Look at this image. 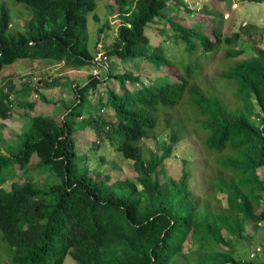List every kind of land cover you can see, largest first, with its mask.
Listing matches in <instances>:
<instances>
[{"label":"trees","instance_id":"1","mask_svg":"<svg viewBox=\"0 0 264 264\" xmlns=\"http://www.w3.org/2000/svg\"><path fill=\"white\" fill-rule=\"evenodd\" d=\"M115 1L120 26L116 40L107 48L110 59H146L159 72L170 66L162 45L149 53L137 50L138 45L150 44L146 29L163 21L170 23L176 41L186 45V53H197L193 39L198 34L166 14L170 0ZM15 2L24 5L31 17L24 30L10 32L14 18L7 4L0 3V73L20 59L53 60L74 68L92 64L88 16L96 11L97 0ZM185 5L182 0L175 2L179 8ZM93 16L99 20L97 14ZM213 34L214 41L202 39L204 53L239 39V34L223 36L216 29ZM242 54L237 50L227 56ZM192 72L193 67H187L177 82L159 77L135 92L140 75L109 70L108 80H116L121 90L108 93L107 104L114 108L115 120L107 121L86 107L90 92L103 83V77L92 76L85 87L74 90L75 100L66 104L60 120L43 115L31 119L28 130L18 137L24 138L22 148L0 155V173L18 166L23 175H31L6 189L9 179L0 174V232L9 247V264H64L68 256L78 264H264L232 255L235 240L252 237L246 234L247 225L264 223V51L257 50L255 59L238 61L222 73V78L235 85L232 103L208 85L189 86ZM61 80H41L36 95L49 103L41 97V89L57 86ZM185 92L204 117L205 142L214 157L205 196L191 190L186 172L175 180L164 169V161L180 141L178 130H172L169 144H159L162 154L145 150V140L155 137L160 109L175 107ZM99 104L105 107L102 98ZM22 106L35 107L32 103ZM12 116L10 96L1 90L0 119L9 121ZM79 125L95 132L91 150L111 141L122 163L133 162L137 178L114 180L110 171L121 170L122 164L107 156H101L104 171L90 169L88 159H83L87 165L81 167L74 138ZM40 171L53 173L56 182L35 181L33 173ZM220 193L226 194V206L218 198ZM190 240L200 247L185 253Z\"/></svg>","mask_w":264,"mask_h":264},{"label":"rangeland","instance_id":"2","mask_svg":"<svg viewBox=\"0 0 264 264\" xmlns=\"http://www.w3.org/2000/svg\"><path fill=\"white\" fill-rule=\"evenodd\" d=\"M5 2L11 12L13 23L10 32L22 31L24 23L30 19L28 9L21 4L15 2V0H0V3ZM176 0H170L169 7L166 9V14L177 23L188 29H194L195 36L193 39L197 43V53L192 55L186 53V45L180 40L176 41V33L171 28L168 21H163L158 24H151L146 29V34L150 38V44L148 46L138 45V52L149 53L154 47L162 45L165 49L166 56L171 61L170 66L162 67L163 69L156 71V68L149 64L146 59H126L124 61L118 58H112L110 60V69L115 74H124L126 72H135L134 74L145 73L142 75L141 84L150 86L157 78L169 76L173 81H179V75H185L187 67H193L192 78L188 80L189 86L194 84L200 87L213 88L216 95L229 99L231 103L234 101L233 92L235 85L224 78L222 73L227 71L236 62L244 59H255L257 57V50L264 51V2H256L250 0H189L185 1V6L179 8L175 6ZM238 3L239 8L232 11L231 6L233 3ZM112 5H116L115 0H97V9L93 14L88 16V33L89 43L87 48L92 55H96V44L102 43L104 47L109 48L116 40V33L120 19L118 17H109ZM114 5V6H115ZM117 13V7L114 10ZM226 12L231 13L228 19L225 15ZM94 14H97L99 20L94 18ZM110 19V20H109ZM111 22V26L108 28L107 22ZM113 22V24H112ZM103 28L102 33L99 34V29ZM222 33L223 36L231 37L234 34H239V39H236V43L233 45H226L222 43L219 47L210 53H204L202 51V39L207 38L211 41L215 40L214 30ZM163 31V33H161ZM241 50L242 55L238 57H228L229 52ZM236 56V55H234ZM46 62H52L46 60ZM7 68H11L10 66ZM151 68V69H150ZM85 70H91V65L86 66ZM150 69V70H149ZM141 75V74H140ZM102 77H107V72L102 69ZM82 85L86 83L85 80L79 82ZM66 84V82H64ZM119 91L120 85L114 81H110L109 87H101L97 92H90L88 96V102L86 107L89 110H96L95 115H102L107 121L115 120L114 108L107 104L108 91ZM134 91H139L140 86L134 85ZM53 89V88H52ZM46 90L47 100L52 101L57 99L60 90L57 89ZM1 91V85H0ZM53 93H52V92ZM64 91V89H63ZM35 93L36 91L29 86L25 87L24 95L29 93ZM65 92V91H64ZM121 92V91H120ZM41 97L44 96V92L40 91ZM70 96L65 92L63 99L68 101ZM100 98L103 99L105 107L99 104ZM19 99V96H18ZM74 101V98H72ZM13 103L12 110L14 118L19 120L20 111L18 110V103ZM39 102L46 103L43 98L39 99ZM59 99V103H61ZM47 104V103H46ZM107 104V105H106ZM54 106V105H53ZM52 106V107H53ZM30 108V107H29ZM61 108H48V112L54 119L58 118ZM29 111V110H28ZM22 113V112H21ZM46 113V112H44ZM47 116V115H46ZM27 119L31 121V116L28 114ZM203 119L198 111L192 106L191 96L188 92L179 100L177 105L171 109L161 108L159 111L158 124L153 132L155 137L145 140V150H154L159 154L163 153L159 144H169L170 134L173 129L178 130L180 133V141L175 146V151L172 153L171 158L164 161L163 166L168 176L175 180H178L184 172L187 173V179L191 190L199 195L205 196L210 189V175L211 167L214 157L210 150L206 146L207 131L203 128ZM0 120V155H6L2 153V147L7 143L4 140L2 131L4 126ZM15 125V124H14ZM30 126V124H29ZM28 130V129H27ZM27 130H22L25 132ZM7 132L6 134H8ZM74 138L77 143V152L79 158L82 159L80 166L87 165L83 159H88V167L94 171H104L106 166L101 161V156H107L108 160L115 159L122 165L121 170L112 169L110 172L113 174L114 180L131 177L136 179L137 174L133 168V162L121 160L120 156L115 148L112 147L111 141H105L103 146L99 150H91L92 142L95 140L94 131L79 125L78 131L75 133ZM9 143L15 146L11 151H19L24 143V138L14 137ZM10 151V152H11ZM81 159H78L79 162ZM37 161V157H34L33 163ZM86 161V160H85ZM3 176H7L9 181L4 185L6 189H10L12 182H23L25 177L31 175H23L18 166L6 167L0 173ZM47 176V179H46ZM33 179L39 183L44 182L47 184H53L56 182V176L53 173L35 172L33 173ZM161 179L164 181V177L161 175ZM223 204L227 205L226 194H219ZM246 234H250L252 237L247 241L235 240L234 246L236 247L233 256L237 260L246 262L262 263L264 262V223L258 225H247ZM212 243L213 242H208ZM200 247V244L190 240L184 247L185 253L190 250H195ZM211 248V247H210ZM216 246L215 249H218ZM223 248V247H221ZM209 249V248H208ZM223 249L229 251L228 247ZM212 250V249H211ZM251 253L256 254V258H251ZM9 247L3 241V235L0 232V264H9ZM64 264H78L71 256H68Z\"/></svg>","mask_w":264,"mask_h":264},{"label":"crops","instance_id":"3","mask_svg":"<svg viewBox=\"0 0 264 264\" xmlns=\"http://www.w3.org/2000/svg\"><path fill=\"white\" fill-rule=\"evenodd\" d=\"M9 66L11 68H7ZM9 66H5L0 73L1 90L7 89L8 91H12L11 95L14 98L13 103H17V100L19 101L17 105L19 107L18 110L20 111V113L18 114L20 116L19 120L17 121L16 118H14V114L12 112L13 116L9 121L0 119L3 122L2 125L4 126V130L2 131L4 135L3 138L7 141L6 145L2 147V153L6 155H8L9 153L7 152L11 151L14 147H12L9 141L14 137L18 138L21 134H23L21 132L23 129L27 130L30 127V120L27 119L28 114H30L31 118L38 115L49 116V107H55L56 109L58 107H63V109L59 113H56V110L54 112V114L58 115V118L56 120H60L62 117H64L63 112L65 111L66 104H70L73 101L72 98H74V92L72 87L75 89L78 86H81L79 82H82L83 80H85L86 83L82 86L87 85L90 80V74L92 72L91 70L87 71L84 68H68L64 63L55 61H52L50 63L46 62V60L33 59H20ZM51 78L62 79L57 86H51L47 89L50 90L53 88L61 91V93L58 94L57 99L52 101V103H50L49 100V103L47 104L39 102V98L36 97V93L33 92L26 95L23 94L26 86L35 89L40 84L39 82L41 80H51ZM64 82H66V84H64ZM63 89L66 94L70 96L68 101L63 99V96L65 94ZM41 91H43L44 96L49 99L46 96V90L41 89ZM59 99H61V103H59ZM31 103L35 105L33 110L22 106V104ZM7 132L9 133L6 134Z\"/></svg>","mask_w":264,"mask_h":264},{"label":"clouds","instance_id":"4","mask_svg":"<svg viewBox=\"0 0 264 264\" xmlns=\"http://www.w3.org/2000/svg\"><path fill=\"white\" fill-rule=\"evenodd\" d=\"M182 1H186V2H188L189 0H182ZM115 3H116V1H115ZM115 5V4H114ZM114 5H112L111 4V7H113L112 9H110V12H111V14H110V18L112 17V16H115L116 15V17L118 16V12H119V9L117 8V13H115L116 11H114L115 9H116V5L114 6ZM234 5H237L236 7H234ZM110 7V8H111ZM183 8V7H182ZM239 8V5H238V3H233L232 4V6H231V9H232V11H235V10H237ZM225 15L227 16V18L229 19L230 18V16H231V13H229V12H226L225 13ZM110 20V19H109ZM112 24H113V22H112ZM110 26H111V22H110ZM120 26V21H119V24H118V27ZM109 28V27H108ZM118 29V28H117ZM116 36H117V33H116ZM99 54H103V57H106L107 58V60H106V62L105 63H103L99 68H98V70H99V72H98V74L96 75V74H94V70H95V68H96V66H97V64H98V61H97V58H98V55ZM94 56V59H93V61H92V64H91V74H90V78H91V76L92 77H96V78H102V76H101V74H102V69H105L106 70V72L108 73V71L110 70L111 71V69H110V58L107 56V49L104 47V45L102 44V43H97L96 44V55H93ZM115 58V57H114ZM112 59V58H111ZM140 59V58H139ZM120 60V59H119ZM18 61V60H17ZM53 61V60H52ZM122 61V60H121ZM147 61V60H146ZM16 62V61H15ZM14 62V63H15ZM56 62V61H55ZM148 62V61H147ZM149 63V62H148ZM150 64V63H149ZM6 66H9V65H6ZM5 67V66H4ZM68 68H74V67H68ZM82 68H85V67H82ZM75 69V68H74ZM151 69V68H150ZM149 69V70H150ZM2 72V71H1ZM132 73V72H131ZM135 72H133V74H134ZM113 74H115V73H113ZM141 74V75H140ZM140 74H134V75H140L141 76V82H142V75H144L145 73H140ZM158 79V78H157ZM90 81V80H89ZM110 81H114V82H116V80H108V74H107V77L106 78H104L103 77V83H102V85H100L99 86V88H98V90L103 86V87H109V84H110ZM40 84L37 86V87H41V81L39 82ZM89 83V82H88ZM116 84H117V82H116ZM143 84V83H142ZM135 85H139L140 86V88H141V83L140 84H135ZM86 86V85H85ZM85 86H78L77 88H83V87H85ZM36 87V88H37ZM35 88V89H36ZM34 89V90H35ZM46 89V88H45ZM44 89V90H45ZM48 89V88H47ZM73 89V92H74V100H75V91L74 90H76V88L74 89V88H72ZM111 89V88H110ZM97 90V91H98ZM4 91L5 92H7L8 93V95L10 96V101H11V103H12V106H13V102H14V98H13V96L11 95V93H12V91H8L7 89L5 90L4 89ZM97 91H95V92H97ZM120 91L121 90H119V91H114L115 93H117V94H120ZM36 93V92H35ZM108 93H109V91H108ZM36 97H38L37 95H36ZM39 98V97H38ZM40 99V98H39ZM107 100H108V97H107ZM46 103H48V102H46ZM73 103V101L70 103V104H72ZM69 104V105H70ZM30 109V108H29ZM34 109V108H33ZM33 109H31V110H33ZM91 111H95V110H91ZM12 112H13V110H12ZM39 116V115H38ZM36 117V116H35ZM50 117V116H49ZM87 117V116H86ZM34 118V117H33ZM30 124H31V121H30ZM89 129V128H88ZM91 130V129H90ZM95 133V132H94ZM95 140H96V135H95ZM94 140V141H95ZM262 263H264V262H262Z\"/></svg>","mask_w":264,"mask_h":264},{"label":"built area","instance_id":"5","mask_svg":"<svg viewBox=\"0 0 264 264\" xmlns=\"http://www.w3.org/2000/svg\"><path fill=\"white\" fill-rule=\"evenodd\" d=\"M237 5H234V7H236ZM106 60H107V58L106 57H103V54H99L98 55V58H97V61H98V64H97V66H96V68H95V70H94V74H98V72H99V70H98V68L103 64V63H105L106 62ZM251 258L252 259H255L256 258V254L255 253H251Z\"/></svg>","mask_w":264,"mask_h":264}]
</instances>
